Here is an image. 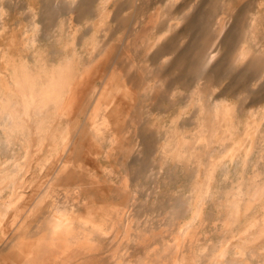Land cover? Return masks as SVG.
<instances>
[{"label": "rangeland", "instance_id": "1", "mask_svg": "<svg viewBox=\"0 0 264 264\" xmlns=\"http://www.w3.org/2000/svg\"><path fill=\"white\" fill-rule=\"evenodd\" d=\"M0 184V264H264V0H0Z\"/></svg>", "mask_w": 264, "mask_h": 264}, {"label": "bare ground", "instance_id": "2", "mask_svg": "<svg viewBox=\"0 0 264 264\" xmlns=\"http://www.w3.org/2000/svg\"><path fill=\"white\" fill-rule=\"evenodd\" d=\"M253 21V20H252ZM258 21V20H257ZM222 22V21H221ZM219 25V24H218ZM251 30V29H250ZM218 31V30H217ZM222 31V30H221ZM232 31V29H231ZM249 31V30H248ZM232 34V33H231ZM222 35V33H221ZM225 36V35H224ZM215 37V36H214ZM216 38V37H215ZM217 38H219L217 36ZM223 38V37H222ZM231 38V37H230ZM215 40V39H214ZM242 47V46H241ZM214 48V47H213ZM212 48V49H213ZM243 48V47H242ZM250 48V47H249ZM240 50V48L238 47ZM212 51V50H211ZM238 51V50H237ZM217 52V51H216ZM208 54V53H207ZM24 55V54H23ZM215 54H212L213 56ZM207 57V56H206ZM239 59V58H238ZM44 60V59H43ZM75 60V59H74ZM208 60V59H207ZM72 61V60H71ZM211 61V59H210ZM209 62V61H208ZM70 64V63H69ZM65 65V64H64ZM69 66V65H68ZM67 65L65 66H59L58 68H50V70L47 72L48 78L47 81L43 84L39 83L38 80H36L34 76H31L28 74L26 71L20 72V74L16 78V85L19 88L16 93L17 97L23 101L24 107L29 108V107H35V106H44L45 104L52 103L53 104V111L55 112L56 110L60 109V111H66V106L62 102L63 96H64V91L66 89L67 84H69L68 81V68ZM72 70V69H71ZM40 71V70H39ZM41 72V71H40ZM42 73V72H41ZM43 75V74H41ZM37 76V75H36ZM40 76V75H38ZM86 77V76H85ZM41 80V79H40ZM45 80V79H44ZM43 81V80H42ZM72 81V80H71ZM71 83V82H70ZM76 83V82H75ZM77 86V85H76ZM83 87V86H82ZM69 88V87H68ZM8 89V88H6ZM74 89V88H73ZM76 90V89H75ZM106 92V91H105ZM76 93V92H75ZM79 93V92H78ZM72 94V93H71ZM76 96V95H75ZM66 97V96H65ZM66 100V99H65ZM75 101V100H74ZM76 102V101H75ZM68 103V102H67ZM70 103V102H69ZM215 104V102H214ZM216 106V105H215ZM5 107V106H4ZM3 107V108H4ZM48 107V106H47ZM46 109V108H45ZM212 109H214L212 107ZM223 109L225 111V117L229 120L231 116V110L230 106L226 103L223 104ZM39 110V108H38ZM98 107L95 108L94 112H97ZM11 112V111H10ZM43 112V111H42ZM36 113V112H35ZM38 113V112H37ZM31 114V113H30ZM95 114V113H94ZM6 115V113H5ZM12 118V114H8ZM20 115V114H19ZM23 115V114H22ZM38 115V114H37ZM7 116V115H6ZM5 116V118H6ZM21 116V115H20ZM214 116V115H213ZM8 117V116H7ZM39 119V118H38ZM46 119V118H45ZM40 120V119H39ZM256 120V119H255ZM19 121V120H18ZM11 122V119H10ZM21 122V121H20ZM228 122V121H227ZM57 123V121H56ZM8 124V123H7ZM230 122L229 125H227L226 128H230ZM2 125V124H1ZM9 125V124H8ZM11 129V128H10ZM7 130V129H5ZM14 130V129H13ZM63 135V134H62ZM44 135H41L43 138ZM66 137V136H65ZM67 141V140H66ZM39 144H42V142H39ZM38 149V148H37ZM232 149L230 150V152ZM32 156V155H31ZM3 171V169H2ZM5 171V170H4ZM12 181V180H11ZM13 184V183H12ZM5 185V184H4ZM1 188V184H0ZM61 215H65L64 212L57 211ZM56 216V215H55ZM54 216V219H55ZM57 217V216H56ZM54 221V220H53ZM66 221V220H65ZM72 221V220H71ZM88 222V221H87ZM89 223V222H88ZM69 224V223H68ZM68 224H61L60 222H54L52 224L53 228V233L57 234L58 238H61L64 240L65 236L67 233L70 232L71 226ZM71 224V222H70ZM92 227L96 226L95 224L91 223ZM101 228V227H98ZM52 233V234H53ZM56 236V235H54ZM50 239V238H49ZM51 240V239H50ZM55 240V239H54ZM60 242V241H58ZM57 242V243H58ZM68 242V241H67ZM65 243V242H64ZM70 243V242H69ZM64 245V244H63ZM66 245V244H65ZM140 261V260H139ZM141 263V262H140ZM139 263V264H140ZM180 264V263H179Z\"/></svg>", "mask_w": 264, "mask_h": 264}, {"label": "crops", "instance_id": "3", "mask_svg": "<svg viewBox=\"0 0 264 264\" xmlns=\"http://www.w3.org/2000/svg\"><path fill=\"white\" fill-rule=\"evenodd\" d=\"M60 244H61V243H59V242L57 243L56 241H55V242H53V245H54V246H55V245H57V246H60ZM16 257H18V258H19V255H17Z\"/></svg>", "mask_w": 264, "mask_h": 264}]
</instances>
